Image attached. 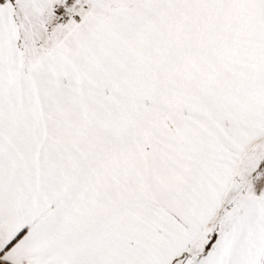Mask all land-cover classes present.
Masks as SVG:
<instances>
[{
  "label": "snow or ice",
  "instance_id": "snow-or-ice-1",
  "mask_svg": "<svg viewBox=\"0 0 264 264\" xmlns=\"http://www.w3.org/2000/svg\"><path fill=\"white\" fill-rule=\"evenodd\" d=\"M0 264H264V0H0Z\"/></svg>",
  "mask_w": 264,
  "mask_h": 264
}]
</instances>
